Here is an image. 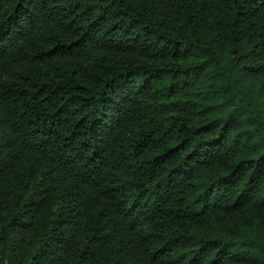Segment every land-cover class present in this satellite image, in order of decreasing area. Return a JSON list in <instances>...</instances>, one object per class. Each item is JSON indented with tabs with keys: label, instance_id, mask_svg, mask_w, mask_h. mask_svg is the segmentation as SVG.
I'll use <instances>...</instances> for the list:
<instances>
[{
	"label": "trees",
	"instance_id": "1",
	"mask_svg": "<svg viewBox=\"0 0 264 264\" xmlns=\"http://www.w3.org/2000/svg\"><path fill=\"white\" fill-rule=\"evenodd\" d=\"M0 264H264V0H0Z\"/></svg>",
	"mask_w": 264,
	"mask_h": 264
}]
</instances>
